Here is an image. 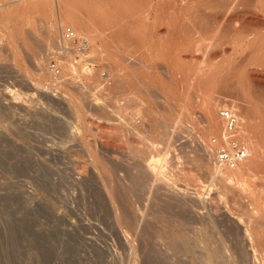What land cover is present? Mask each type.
<instances>
[{
    "label": "rangeland",
    "instance_id": "374dc122",
    "mask_svg": "<svg viewBox=\"0 0 264 264\" xmlns=\"http://www.w3.org/2000/svg\"><path fill=\"white\" fill-rule=\"evenodd\" d=\"M191 1H193V0H191ZM234 1L235 0H233V2H232V0H223V1L219 0L217 2V3L220 2L219 3V9H220L219 11L220 12L218 11L219 14L217 15L218 16L217 18L220 21V25L223 26V27L220 26L221 27L220 28L221 33H226L227 31L228 32L231 31L230 33H233L232 29H234V30L236 29L237 32H239L243 29L244 30H246V29L247 30L257 29L258 30L260 28L259 26L262 27V25H263V27L260 28V31L258 30L256 32H260L261 34L264 33V14H262V12L260 10L256 9L255 1L254 0H238L235 6H234ZM211 2H212L211 0H209L208 2L206 0L204 2V5L206 7L204 5L203 6L205 8L203 9V7H202L203 12L201 9L203 16L205 17V19H207L206 20V23H207L206 28H207V26L212 24V20H211L212 19L211 18L212 17V10L209 9L210 6L212 7V5H213V3H211ZM190 4H191L190 5L191 11H195L193 9H196L195 8V6L197 7L196 3H194V1H193ZM207 5L209 6V8ZM220 5H221V7H220ZM230 5H231V7L229 8ZM206 9H208L209 11L208 10H207L208 12L205 11ZM226 9H227V12L225 11ZM166 10H164L165 11L164 13H166ZM231 10L235 11V12L232 13ZM10 13H9V18L12 19L13 17L11 18V16H14L17 12L11 13V14ZM226 13H227V15H226ZM260 13L262 14V16ZM258 14H260V15H258ZM16 15L18 16V14H16ZM28 16H29V18H28ZM208 16H210V17H208ZM228 16H230V17H228ZM24 17L26 18V20L31 19V16L29 14L27 15V13L24 15ZM258 17H260V18H258ZM209 19L211 20L210 21L211 23H209ZM232 19L234 20V23H233ZM240 19H241V21H240ZM222 20H224V21H222ZM242 20H243V22H242ZM9 23L10 22H5V24H7V25H5L4 23L0 22V31L2 30L0 32V34H1L0 39L3 40V41L0 40V52H2L1 53L2 55L8 54L7 49H6L7 47H5L6 43H5L4 37H1V36H3V34L6 32L7 29L11 28L10 26H8ZM243 24L245 25V27ZM246 24H248V25H246ZM255 24H257V25L255 26ZM259 24H261V25H259ZM241 25H242V27H241ZM7 26H8V28H7ZM249 26H250V28H249ZM209 28H207V29H209ZM48 30H49V27L44 26L43 24H42V28H41V26L39 27V31L42 32V34H43L42 36L45 37V41L47 38L46 37L47 34H45V33H48ZM163 30L165 31V28H163V27H161V29H160V27L157 28V30L154 32V36L152 37L154 41H157L158 39H162V37L164 39L165 36L163 34L164 33ZM226 35H227V33H226ZM226 35L224 34V36H226ZM254 35H255V37L257 36V34L253 33L252 35H250V37L253 38ZM70 36L74 37L72 35H70ZM44 37L42 38V40H44ZM168 41H169V43H172V42H173V44L175 43L174 41H172V39L171 40L169 39ZM224 44L225 45H223V46H225V48L222 46L224 49L222 47H220V49H222V51H220V49H219V51L221 52V53H219L220 54L219 59L221 62L220 64H222L221 67L224 66V67H222L223 68L222 70L225 69L224 70L225 72L224 71H222V72L224 74H226V72L230 68V66L232 68L237 67V68H234V70L239 69V70H236V71H238L237 74L243 73L241 75V76H243V79H245L247 76H252V75H253L252 77L256 76L255 79L257 78V81H259L260 84H262L261 86L263 87V91H264V86H263L264 85V70L261 71V69L255 68L257 72L254 73L255 72V70H253L254 66L250 65V67L248 66L245 68V65H244V67H243L242 65L245 62L242 60H245V58L248 54L247 51H245L244 48L242 50L241 49L240 50H233V48H231L232 46L230 44H228V42L227 43L224 42ZM15 45H16V47H18V49L20 48L18 46L19 42H18V44L15 43ZM225 50L227 52H225ZM21 51H22V49L20 48V53H22L23 57L24 56L26 57V60H25V57L23 58L24 65L28 68H30V65H31L30 69H32L33 71L38 70V71H36V74L34 73V76L36 75L34 77L35 81H38L40 78V77H38V74H37L38 72H39V76H41V73H40L41 67H43L42 70L47 69V68L53 69V68L57 67V68H55L56 71L60 72V70L62 71V68L64 66V63H65L64 61H66V59H67V58L58 59V58L53 57L50 59L45 58V60L48 59V61H44L42 58L38 61V65L36 64V66H34L35 63L33 61H31L29 58H27L25 53H23V51L22 52ZM243 51L246 52V55L244 54ZM223 52H225V54ZM195 54H197V53H195ZM176 55L177 54H174L173 57H175ZM193 55H194V52H193ZM193 55H191V54L189 55L187 53L186 56H188L187 58L191 57L190 58V60L192 59L191 62H195V64H196L200 59L197 56L198 54L194 55V56ZM195 56H197V58H198L197 62L195 60L196 59ZM6 58H8V57L4 56L2 59L0 57V92H1L0 103H2V104H0V264H200V263L201 264H233V263L234 264H262L264 262V259H263L264 254H262V252L260 251L261 249H264V218L261 217V214H263V212L261 210H263V208H261V206L260 207L257 206L261 199L264 200L263 198H261L262 196L264 197V194L261 191L264 188H260V187H263L264 185L259 183L260 180L258 178H256L259 180L258 182H257V180H255V178L252 179L253 177H255V176H252V174H251V176H247L248 174H246L247 177L243 176L245 181H247V182L249 181L248 182L249 188H253L252 189L253 191L245 194L242 192V190H240V189L237 190L238 185H237L236 181H233L231 184H229V183H226L222 180V177H221L220 173L218 172L216 166L213 165V164H215L213 159L209 160L211 158L208 159V157L207 158L204 157V159H207V161L202 159L205 161L204 162L201 160V157L199 158V156H197V154L193 153L191 155L190 153L192 150H194V148L191 150H190V148L188 149L189 153L187 154V157L191 156L190 158L188 157L186 159L188 161V163L185 160V162L187 163V165L185 167L186 172H188V169H189L190 173H188V174H190V176H192V177L195 176L193 178H191L189 175H188V177H183L182 175L180 176L179 173H177L179 171L176 169H174V171H172L169 167H167L169 165V162H168V164L166 163L167 165L165 163H162V164H160V166H161L160 169H162V167L164 169V165H165V168L167 167L171 170V171L167 170L168 171V173H167V172H165L166 170L164 169V170H162V172H164L167 179L169 178L168 176H170V175L172 177L170 176V178L168 180H166V182H162L163 179H161L162 184L160 185V183H159L156 185V183H155V185L151 189L145 180L139 181V180L135 179L134 177L130 176L131 175L130 173L132 170H130V172L127 171L128 169L132 168L131 165L134 164L133 162H137V158H139L138 161L142 160V156H141L142 154L141 153H143V155L146 157L148 156L146 154L150 153L148 158L153 156V154L155 156L158 155L159 158L162 157L164 153L160 149H163L165 147V144L167 143V139H165V138H167V136H169L167 134L170 132L169 134L171 135V132L173 133V132H176V130L178 131V129H175L176 128L175 125H177V123H179V125H181L182 122H184V123L186 122V124L188 126H190L188 128V126L186 124L182 123L184 126L186 125V129H185V127H183V128H184V130L187 131L186 132L187 135H185V133H184V136H185L186 140L187 139L189 140V141L187 140L188 146L192 145L194 147L196 146V148H197L198 144L200 143V142H198V144H197V140L201 141V140H203L204 137H206L204 135H206L208 133L204 132L205 131L204 130L205 123L204 122L202 123V121H204V120L201 118V114L199 112L197 113L198 110H197V107L195 106V105H198L197 101H196L197 99L190 100L191 93H189L188 91H184V90H187V88H186L187 86L184 85L185 89L183 88V90L181 91V89H182L181 87H183L182 84H180V86L178 84L176 87L178 88V86H179V89H177L175 87L176 84L170 85L171 82L170 83L168 82L169 84L166 83L168 80H165L166 82L164 81L166 76L163 77V75H165L163 68L161 67L162 68V69L160 68L161 70L158 68V70L161 72H158V70H157L158 73L155 72V74H156L157 80L158 81L160 80L159 83L161 82V84L158 83L159 88H161V91H164V92L169 91L168 93L172 92V94L171 93L168 94V96H169L168 101H170V102L166 101V99H164V98L161 99V97H159L161 101L158 98V100H156V101L152 100V102L153 101L154 102L160 101L159 103L165 104L164 105L165 107L162 104H160L163 106V108L168 109V107L172 106L171 107L172 109H168V111L171 110L168 113L165 109L163 110L162 106H161V109L163 110V112L161 110L158 111L160 109V106L157 105V107H156V105H155L156 103L154 104V102L153 103L151 102V105H152L151 108H152V110L154 109L156 111L158 118H156V114L154 112L153 113L155 115L153 114V116L156 119H158L159 121H164L163 114L165 113L167 116L166 118L171 117L172 118V119H170L171 121H173V120L176 121V123H175V121H174V123L172 122V124H175V125H173L172 127H168L167 129H170V131L168 130L169 131L168 132L167 130H164V127H163V129L162 128L160 129V127L164 126V125L157 126V124H161V123L154 120L155 132L157 134V135H155V138H154L155 132H154V134L151 133L152 132V131H150L151 129L147 126L146 127L145 126L139 127V128L138 127L135 128L134 126H129L130 129L128 128L129 130H127V131H129V132H127L125 130L126 128H123L122 127L123 125L120 124L121 122H119V121L117 122V120H115L117 123L114 124L115 121L114 122L113 121H110V122L107 121V123L104 122V124H106L105 126L109 125L108 126L109 128L120 129V130H117V134H118L117 136L119 139L116 142L110 138L109 139L101 138L99 140V138H97L98 133H99L97 131L98 130L97 126H99V124H98V121H96L97 119H95L96 117L93 118L94 117L93 115L86 114L87 116H85V117L88 120V125L86 124V126L85 125L82 126L81 124L74 122L70 118V117H72V115H70L69 112H65V111L62 112V110H59V109L56 111L55 108H50V107L45 108V105H43V101H42V91H41V93L40 92L37 93L38 91L36 92V90L34 89V91L32 90V93H31V89L26 90V89L22 88V86L14 80V79H16V74H17L16 70L17 69L14 71L15 68H14V65L12 64V61H10L9 59H6ZM235 58H236V62H234ZM56 60H58V61H56ZM67 60L68 61H66L65 65L70 64L69 63L70 60H71V63H73L72 65H75L78 63V59L68 58ZM40 61L42 63H44L45 65L41 64ZM230 61L233 64L234 63H236V64H234V66H233V64H231ZM60 62H62V63L59 64ZM241 62L243 64H241ZM98 63H97L98 65L95 64V66H97L96 68L100 69L103 66V65L101 66L100 64H105L106 62L99 61ZM227 63H228V65H227ZM27 64H28V66H27ZM195 64L191 63L190 68L192 65H195ZM58 65H60V66H58ZM70 66H71V64H70ZM86 67H88V66H86ZM188 67H189V65H188ZM240 67L241 68L243 67V68L241 69ZM12 68H14V69H12ZM192 68H194V66H192ZM257 73H259L260 75ZM224 74H222V75L224 76ZM95 75L96 74L93 73L91 75V77L93 78V76H95ZM241 76H240V78H241ZM223 79H225V78L223 77ZM40 81L42 83V79L39 80V82ZM178 83H180V82H178ZM186 83L187 82H183V84H186ZM165 84H167L168 88H169V86H171L172 88L170 87V89H168V90L166 88V90H165L164 87H166V86L162 87ZM224 84L226 85L225 87L230 86L232 93H234L235 95H236V93L239 94L240 90H238V92H236L237 91L236 89H238L237 87L235 88V92H233L234 89H232V87L234 88V86H236V85L232 84L233 86L231 87V84L228 85V82H227V84L226 83H224ZM19 86H20V88H19ZM21 89L22 90L24 89L26 91L23 92ZM176 89H177V91H181V92L184 91L185 94L184 93L180 94L181 92H179V94H178ZM227 89L225 88V91L230 92L229 88H227ZM187 93L189 96H187ZM21 94L23 95V97H24V95L25 96L27 95V97H24L25 98L24 99ZM175 94H177V96ZM261 94L263 95L264 92ZM142 96H145V95L142 94ZM186 96L189 97V99ZM181 97H184V98L182 99ZM263 97H264V95H263ZM143 98H142V100L144 102L143 104L145 107L148 105V101L150 102L151 100H148V98H146V96ZM178 98H179V100H178ZM180 98L182 99V104H179V102L181 103ZM191 98H193V95ZM17 99L20 101V103H18L19 101ZM23 99L25 100V102L26 101H29V102L25 103ZM32 99H34V101H32ZM150 99H154V98H150ZM185 99L187 101H189V100L190 101L189 102L184 101ZM263 99L264 98H261V100H263ZM162 100L163 101L165 100V101L162 102ZM193 100H194L193 106L196 107V108L194 107V109H193V106H191L193 104L191 101H193ZM251 100H252V98H251ZM253 100H254V98H253ZM253 100H252V102H253ZM254 102H256V99L254 100ZM169 103H172V104L174 103L173 104L174 107L172 104L169 105ZM189 103H191V104H189ZM260 103H264V101H262V102L260 101ZM42 105L44 106L43 109H42ZM4 106H6V107H4ZM182 106H183V108H182ZM157 108H159V109L157 110ZM173 108H176V109L178 108V110H174ZM180 108L183 110H180ZM198 109H199V107H198ZM173 110L175 111V113ZM185 110L187 111V114H186ZM184 111H185V113H184ZM195 111H196V113H195ZM180 112H182V114H180ZM262 112L264 113V111H262ZM160 114H162V115L160 116ZM165 114H164V116H165ZM171 114H173V116ZM259 114H262V113L259 112ZM123 115L121 113L122 118L124 117ZM182 115L183 116L189 115L190 117L184 116V119H183L181 117ZM66 116H67V119H66ZM199 116H200V118H199ZM135 117L140 118L139 116L138 117L135 116ZM179 117H181L182 119ZM59 118H61L62 120ZM188 118H189V121L190 120L192 121V122L190 121L191 123H189V124L187 121ZM179 119H180V121H179ZM167 120H169V119H167ZM109 123H113V124H109ZM162 124H164V122ZM196 124L199 126H197ZM63 126H64V128H63ZM72 126L74 129H72ZM143 128H144V130H143ZM191 128H193V129H191ZM159 129L162 132V134L165 135L164 136L165 138L161 134H159V132H160ZM200 129H203V130H200ZM131 130H133V131H131ZM163 130L165 131V133H167V132L168 133L164 134ZM123 131H124V133H123ZM142 131H143V133H142ZM118 132H120V133H118ZM135 132L137 134H135ZM146 134L148 135V137H146L147 136ZM134 135H135V138H134ZM138 135H140V136H138ZM160 135H161V137L159 138ZM156 136H158V137H156ZM207 137H209V136H207ZM211 137L209 139L215 138L214 136H211ZM149 138L151 140H149ZM79 139H81V140H79ZM139 139H140V141H139ZM137 140L141 143L136 142ZM156 140L159 141L158 142L159 144L156 142ZM164 140H165V142H164ZM154 142H155V144L157 143L161 148L157 144L154 145ZM163 142H164V144H163ZM189 142H191V143L193 142V143L192 144L190 143V145H189ZM243 142L246 143V141H244V139H243L242 143ZM127 143L128 144L130 143L133 145L135 143V145L138 144L136 146V148L137 147L138 148L142 147V148H140V150L138 148L136 149V150L140 151L136 155L135 153L130 152V150H133L134 148L132 145H131L132 147L130 146V148H129V145ZM144 143H145V146H144ZM151 144H152V147H151ZM162 145H163V148H162ZM192 146H191V148H192ZM87 147H89L91 149L93 148L95 150L98 149L99 153L102 151L100 154H102L103 159H107L106 161L111 160L110 162L113 164H116V166L118 164V166L120 168L123 167V169H120L119 167L116 168V170H115L116 172L114 175V176H116V179L114 180V178H115L114 176H113L114 178L111 177L110 183H111L112 187L114 186L113 188L115 190H119L121 193V194L118 193L120 196L119 197L117 196L118 198H116L118 200L116 202L118 204L120 203L119 206H125L126 204H127L126 206H128V207L130 206V208H128L126 206L120 207L122 210L123 209L124 210L118 211L119 213H120V211L125 212V213H127V215H130L129 217H132L131 218L132 220L127 219V221H129V222H127L128 223L127 225L129 226L128 228H126L127 225H124L123 226L124 228L123 227L120 228V230L124 229V230H126V232L124 230L120 231L113 224L114 223L112 221L113 219L110 218L111 217V210L109 208H107V205H105L102 198H100L101 197L100 194H102L101 193L102 192L101 191V189H102L101 185H102V183H106V180L104 178L103 179L100 178L101 176L98 178L97 175L92 173V172L91 173L89 172L87 174H83V173L80 174V173H77L76 171L73 170V167L77 166V165L80 167L81 166L84 167V165H85L84 168L91 167L90 162H88L89 160L87 159V157L83 153L84 151H86V149H89ZM125 147L127 148V150ZM149 148H150V152H149ZM147 150L149 153L147 152ZM160 151L162 153L161 155L159 154ZM129 153H131V154H129ZM106 154H107V158H106ZM134 155L137 156L136 159L133 158ZM196 156H197V158H196ZM58 157H59V159H58ZM63 158H65L67 160H65ZM114 160H116L117 162H112ZM261 163L264 164V160ZM61 165L62 166L64 165V166L62 167ZM189 165H191V166H189ZM200 165H204L205 167L201 166V168H200ZM210 165H211V167H210ZM128 166H129V168H128ZM126 167H127V169H126ZM87 169L90 170V168H87ZM202 169H203V171H202ZM211 169L213 172H210ZM263 169H262V171H263ZM200 171H202V172H200ZM215 171H217V172H215ZM262 171L260 173L264 174V171H263V173H262ZM63 172H64V174H63ZM175 172L178 175H172ZM217 173L220 175L219 176L220 179L217 178V176H218V175H216ZM124 174H125V176H123ZM205 174L208 178L205 176ZM162 176H164V175H162ZM162 176H161V178H162ZM176 176H180V177H176ZM259 176H260V174H259ZM201 177H203V178H201ZM249 177H250V179H249ZM180 178H183V179L185 178V179L183 180ZM216 178L218 180H220V182H218V180ZM164 179H165V177H164ZM171 179L174 181H172ZM194 179H195V182L193 183V181H191V180H194ZM214 179L216 180V182ZM254 180H255V182L253 183V186H251L252 185L251 181H254ZM122 181H123V183H122ZM163 181H165V180H163ZM210 181H211V183H210ZM115 183H118V184H115ZM217 183H219V184H217ZM255 183H257V184H255ZM133 184H134V186H132ZM175 184L177 187L175 186ZM221 184H223V185H221ZM227 184H229L230 187ZM235 184L237 187L235 186ZM143 185L146 187H144ZM172 185H174V186H172ZM258 185H259V187H258ZM220 186H221V188H220ZM131 187L132 188L134 187V188L132 189ZM162 187L164 188V190ZM169 187H170V189L168 190ZM222 187H224V188H222ZM231 187H232L233 191L231 190ZM160 188L162 189V191ZM124 189H126V190H124ZM130 189H132V190L129 191ZM157 189H159V191ZM174 190L176 192L179 191L178 193L181 192V194L184 195L186 197V199L182 198L181 197L182 195L179 198L178 197L179 195H176L177 193H174L175 192ZM93 191L95 192L96 195L94 194ZM122 191L125 192L126 194L125 193H124L125 195L122 194L123 193ZM182 191H183V193H182ZM161 192L163 194H161ZM252 192H253V195H252ZM149 193H151V194H149ZM223 193H225V194H223ZM228 193H229V195H228ZM173 194L175 195V198L173 197L174 196ZM90 195H91V197H90ZM131 195H132V198H131ZM142 195H144V196H142ZM168 197H169V199H168ZM170 198H171V200H170ZM198 198H199V200H198ZM175 199H177L180 203H178L177 200L175 201ZM180 199L183 200V203L186 205H184L183 203L181 204L182 201ZM234 200H236V201H234ZM122 201H123V203H122ZM132 201H134V202L132 203ZM192 202H194V204ZM200 202H202V203H200ZM117 203L115 205H116V207H119ZM157 204H158L159 208L157 207ZM242 204H243V206H242ZM162 205H164L163 207H165V209H163V210H162V208H163ZM153 206H154V208H153ZM177 206H179V207H177ZM199 206L201 208H199ZM244 207H246V209ZM78 208H79V211H78ZM88 208L89 209L91 208V209L89 210ZM167 208H169V209L167 210ZM117 209H119V208H117ZM109 210H110V213H109ZM128 210H129V212H128ZM238 212H240V213H238ZM252 212H253V214H252ZM259 213H261V214H259ZM131 214H133V215H131ZM257 214H258V216H256ZM165 215H166V217H165ZM250 215L251 216L253 215V217H255V218L251 217ZM124 216H126V214ZM141 216H145L146 219L144 218L143 221L139 223L138 218H140ZM259 216H260V218H259ZM236 217H238V218H236ZM126 218H127V216H126ZM252 219H255V220H252ZM145 220L146 221L149 220V222H146ZM170 221H172L171 224H170ZM129 223L132 226H134L133 230L130 229L131 232L129 230H127L131 227V225H129ZM254 225H255V227H254ZM249 227L250 228L252 227V228L250 229ZM181 228L182 229L184 228V229L182 230ZM119 231H120V233H119ZM122 231L124 234L122 233ZM159 232H162V233H159ZM205 232H207V233H205ZM246 232H247V234H246ZM125 233H126V235H125ZM164 234L166 235V237ZM253 234H257V236L256 235L252 236ZM127 235L130 236V238L132 240H130L129 237H126ZM144 235H146V236H144ZM217 237H218V240H217ZM122 238H124V239H122ZM139 238H141V239H139ZM174 238H176L175 239L176 241L174 240ZM161 239H163V240H161ZM256 239L258 241H255ZM126 240H128V241L130 240V243L129 242L127 243ZM194 244L195 245L197 244V245L195 246ZM215 244H216V246H214ZM236 246H238V247H236ZM215 248H217L219 251L216 250ZM211 249H213V251L215 249V252H213ZM234 249H236V250H234ZM249 249H251V250L248 251ZM133 251H134V253H133ZM215 254L216 255L218 254L217 257H215L216 256ZM214 257H215V259H214ZM262 260H263V262H262Z\"/></svg>",
    "mask_w": 264,
    "mask_h": 264
},
{
    "label": "bare ground",
    "instance_id": "6f19581e",
    "mask_svg": "<svg viewBox=\"0 0 264 264\" xmlns=\"http://www.w3.org/2000/svg\"><path fill=\"white\" fill-rule=\"evenodd\" d=\"M193 1L197 5V7L195 6L196 9H193L195 11H191V9H190V5H191L190 3ZM193 1H191V0H0V22H2L4 24H5V22H10L8 26L11 27V28L9 27L10 29H7L8 28V26H7L6 32L4 31L5 33L3 34V36H1V37H4L6 45L4 43L3 44L5 45V47H7L6 49H7L8 54L2 55L1 54L2 52H0V55H1L0 57L2 59L4 56L5 57L7 56L8 58H6V59H9L10 61H12V64L14 65V68H15V69L14 68H12V69H14V71L17 69L16 70L17 71L16 79H14V80L17 83H19L22 86V88H24L26 90L31 89V93H32V90L34 91V89L36 90V92L38 91L37 93H39V92L41 93V91H42V101H43V105H45V108L50 107V108H55L56 111L59 109V110H62V112L63 111L69 112L70 115H72V117H70V118L74 122L81 124L82 126L83 125L86 126V124L88 125V120L86 119L85 116H87L86 114H91L94 116L93 118L96 117L95 119H97L96 121H98V124H99V126H97L98 127L97 131L99 132L98 133L99 137L97 136V138H99V140L101 138H107V139L110 138L115 142L118 141V139H119L117 136L118 135L117 130H120V129L109 128L108 127L109 125L105 126L106 124H104V122L105 123H107V121H109V122L113 121L114 122L115 120H117V122L118 121L121 122L120 124L123 125L122 126L123 128H126L125 129L126 131L130 129L129 126H134L135 128L147 126L151 129L150 131H152L151 133H153V134L155 132L154 120L161 123V124H157V126L164 125V126H161L160 129L161 128L163 129V127H164V130H167V131L168 130L170 131V129H167L168 127H172L173 125H175V124H172V122L174 123L175 120L171 121L170 120V119H172L171 117L166 118L167 116L165 113H164L165 116L163 114L164 118L162 117L164 119V121H159L158 119H156V118H158L156 111L154 109H153L154 110L153 111L151 108L152 100L156 101V100H158L159 97H161V99L164 98V99H166V101H168V99H169L168 94H170V93L172 94V92L168 93L169 91L168 92L161 91V88H159L158 83L160 80L159 81L157 80L155 72L156 73L161 72L158 70V68L160 69L162 67L164 74H165V75H163V77L166 76L164 81L168 80L167 82L165 81L166 83L171 82L170 85L176 84L175 87L178 84H179V86H180V84H182L183 87H181L182 89L180 88L181 91L183 90V88L185 89L184 85L187 86L186 87L187 90H184V91H188L189 93H191V95H190L191 97L193 95V98L190 97V100L197 99L196 101H197L198 105H195V106L197 107L198 111L197 110L196 111H197V113L199 112L201 114V118L204 120V121H202L200 119L202 121V123L203 122L205 123V128H204L205 131L204 132H207L209 135L208 134L204 135L206 137H204L203 140H201V141L197 140V144H198V142H200L198 144L197 148H196V146L194 147L192 145H191L192 146V148H191V146H188V142H187L188 139L186 140L185 136H184V133H185V135H187L186 134L187 131L184 130V128H183V127H185V129H186V125H187L186 122L185 123L182 122L183 124H186L185 126L182 123H181V125H179V123H177V125H175V127H176L175 129H178V131L176 130V132H173V133L171 132V135L169 134L170 133L169 131H168L169 133L166 131L168 133L167 134L163 130L164 134L169 135V136L166 135L167 138L164 137L165 135H163L159 129V131L161 132V133L159 132V134H161L165 139H167V143L165 144L164 148L162 145L163 149H160L161 147L158 145L159 141L156 140V142L158 143V144L157 143L156 144L160 147L159 149L161 151H163V153H164L163 156L159 158L158 155L155 156L153 154L154 157L151 156L148 158V156L150 154L149 153L150 148H149V152L147 150V152L149 154H146L148 156L146 157L143 155V153H141L142 154L141 155L142 160L141 161L139 160L140 161L139 162L138 161L139 158H137V162H133L134 164L131 165L132 168L127 170L129 172H130V170H132L130 173L131 174L130 176L134 177L135 179H137L139 181L145 180L151 189L155 185V183H156V185L159 183L161 185L162 184L161 179L165 180V181L162 180V182H166V180H168L170 178L171 175L168 176L169 178L167 179L164 172H162V170H164V169L166 170L165 172H167V173H168V171H171V170L174 171V169H176L179 171L177 173H179L180 176L182 175L183 177H188V175L190 176V174H188V173H190L189 169H188V172H186V169H185V167L188 163V161L186 159L189 157V156L187 157V154L189 153L188 149L190 148V150H191L194 148V150H192L193 152L191 151V153H190L191 155L193 153L197 154V156H199V158L201 157V160L204 159V157H206V158L208 157V159L211 158L209 160L213 159L214 163H215L213 165L216 166L218 172L220 173V175L222 177V180L226 183H229V184H231L233 181H236V183L238 185L237 190L240 189V190H242L243 193L246 194L248 192L253 191L252 190L253 188H249V185H248L249 181L247 182L243 178V176H246V174H248L247 176H251V174H252V176H255L252 179L255 178V180H257V182L260 180L259 183L264 185V174L260 173L262 171V169L264 168L263 167L264 164L261 163L264 160V113L262 112V111H264V103H260V101L261 102L264 101V99L261 100V98H264L263 97L264 94L263 95L261 94L264 91H263V87L261 86L262 84H260V82L257 81V78L255 79L256 76H254V77H252L253 75L247 76L245 79H243V76H241L243 73L240 71L242 74H240V73L237 74L238 71H236V70H239V69L234 70V68H237V67L232 68L230 66V68L228 70L226 69L227 70L226 74H224L222 71H224L225 69L222 70L223 69L222 67H224V66L221 67L222 64H220L221 62L219 59V55H220L219 53H221L220 51H222V49H220V47L225 45L224 42H226V43L228 42V44H230L232 46L231 47L229 45L231 48H233V50H240V49L242 50L244 48L248 54H247L245 60L241 59L242 61L245 62L244 64L241 62V64H243L242 66L244 67V65H245V68L248 66L250 67V65L254 66V69H253V70H255L254 73L257 72L256 69H261V71H263L264 70V33L261 34L260 32H256L258 30L260 31V28H262L263 25L261 27V26H259L261 24H259L258 26L260 28L257 26L259 28L258 30L257 29H254V30L249 29L250 30L249 31L247 29L244 30L242 28L243 30L237 32L236 29H235L236 31L234 29H232L233 33H230L231 31L228 32L226 30L227 35L229 34L227 36L226 33H221V30H220L221 27L220 26H222V25H220V21L217 18L218 17L217 15L219 14L218 11L220 10L219 9V3L220 2L217 3L219 0L218 1L217 0H211L212 1L211 3H213V5L211 7L208 4L210 6V8L207 5L208 8L210 10H212V17H211L212 19L210 18L212 20V24L207 26V28H209L211 26L209 29L206 28V24H207L206 20L207 19H205V17L202 14L203 9L206 7L204 5V2L206 0L205 1L204 0H193ZM208 1L209 0H207V2ZM237 1L238 0L234 1V6L236 5ZM254 1H255L256 9L260 10L262 12V14H264V0H254ZM232 2H233V0H232ZM231 5L229 6V8L231 7ZM202 7H203V9H202ZM220 7H221V5H220ZM201 9H202V12H201ZM227 9L225 10L226 12H227ZM164 10H166V13H164L165 12ZM207 10L208 9H206L205 11H207ZM9 11L11 13L17 12L16 14H18V16L15 14L14 15L15 17L11 16V18L12 17L13 18L10 19L9 18V13H10ZM233 12H235V11H232V13ZM26 13H27V15L29 14L31 16V19L26 20V18L24 17V15ZM260 14H258V15H260ZM262 14H261V16H262ZM226 15H227V13H226ZM210 16H208V17H210ZM228 17H230V16H228ZM28 18H29V16H28ZM258 18H260V17H258ZM210 19H209V23H211ZM222 21H224V20H222ZM232 21L234 23L233 19H232ZM240 21H241V19H240ZM242 22H243V20H242ZM42 24L44 26L49 27L48 33H45V34H47L46 41H45V37L42 36L43 35L42 32L39 31V27L41 26V28H42ZM257 24H255V26ZM5 25H7V24H5ZM246 25H248V24H246ZM159 27H160V29H161V27L165 28V31L163 30L164 31L163 34L165 37H164V39L162 37V39H158L157 41H154L152 37L154 36V32ZM241 27H242V25H241ZM244 27H245V25H244ZM249 28H250V26H249ZM253 33L257 34L256 37L254 35L255 38L250 37V35H252ZM224 34L226 36H224ZM70 35H72L74 37H71ZM43 37H44V40H42ZM169 39L170 40L172 39V41H174L175 43L174 44H173V42L169 43V41H168ZM0 40H2V39H0ZM18 42H19L18 46L22 49L23 53H25L27 58H29L31 61H33L35 63L34 66H36V64L38 65V61L42 58L44 61H48V59L45 60V58L50 59L53 57L58 58V59H61V58L78 59V63L75 65H72L73 63H71V60H70L69 63L71 64V66H70V64L65 65L66 61H68L66 59V61H64L65 63H64V66L62 68V71L59 69L60 72L56 71L55 68H57V67H55V66H54L55 68H53V69L47 68V69H43V70H42L43 67H41V72H40L41 76H39V72L37 74H38V77H40L39 80L42 79V83H41V81L39 82V80L35 81L34 77L36 75L34 76V73L36 74V71H38V70L33 71L32 69H30L31 65H30V68H28L24 65L23 58L25 56L23 57L22 53H20V48L18 49V47H16V45H15V43L18 44ZM223 47L225 48V46H223ZM219 49H220V51H219ZM193 52H194V55L198 54L197 56L200 59L198 61L197 56H195L196 62L198 61L196 64H195V62H191V60H192V59L190 60L191 57L187 58L188 56H186L187 53L189 55L190 54L193 55ZM225 52H227V51L225 50ZM225 52H223V53L225 54ZM195 53H197V54H195ZM174 54H177L175 56L176 58L173 57ZM244 54L246 55V52H244ZM25 60H26V57H25ZM56 61H58V60H56ZM99 61L106 62L105 64H100L101 66L103 65L102 67L99 65L101 67L100 69L96 68L97 66H95V64H97ZM234 62H236V58H235ZM61 63L62 62H60L59 64H61ZM191 63L195 64V65H192V66H194V68H192V66L190 68ZM41 64H44V63L41 62ZM231 64H233V63L231 62ZM234 64H236V63H234ZM234 64H233V66H234ZM188 65H189V67H188ZM227 65H228V63H227ZM27 66H28V64H27ZM58 66H60V65H58ZM86 66H88V67H86ZM157 70H158V72H157ZM93 73L96 75L93 76V78H92L91 75ZM259 73H257V74H259ZM222 74H224V76ZM222 76L225 79H223ZM240 76H241V78H240ZM178 82H180V83H178ZM183 82H187V83L183 84ZM227 82H228V85L231 84V87L233 86L232 84L236 85V86H234V88L232 87V89H234L233 92H235V88L237 87L238 89H236L237 90L236 92H238V90H240L239 94L236 93V95H235L234 93H232L230 86L225 87L226 85L224 83L227 84ZM159 84H161V82ZM164 86H166V87H164ZM179 86H178V88L177 87L176 88L179 89ZM162 87H164L165 90H166V88L168 90V89H170L171 86H169V88H168L167 84H165ZM19 88H20V86H19ZM225 88L226 89L229 88L230 92L225 91ZM24 89L23 90L21 89V90L24 92V91H26ZM177 89H176V91H177ZM181 91H177L178 94ZM184 91L181 92L180 94L184 93ZM0 94H1V92H0ZM142 94H144L146 96V98H148V100H151L150 102L148 101V105L145 107L143 104L144 102L142 100V98L145 96H142ZM175 95L177 96V94H175ZM187 96H189L188 93H187ZM22 97H23V95H22ZM24 97H27V95L26 96L24 95ZM150 98H154V99H150ZM181 98L183 99L184 97H181ZM187 98L189 99V97H187ZM251 98H252V100H253V98H254V100L256 99V102H254V100L252 102ZM182 99L180 100L181 103L179 102V104H182ZM186 99L184 101L188 100V99L187 100ZM159 100H160V98H159ZM178 100H179V98H178ZM32 101H34V99H32ZM164 101L162 100V102H164ZM189 101H187V102H189ZM24 102H25V100H24ZM28 102L29 101H26L25 103H28ZM157 102H154V104L156 103L155 104L156 107H157V105L160 106V109L157 108V110L159 109L158 111L161 110L163 112V110L165 109V108H163V106L165 104H162L159 102H158L159 103L158 104ZM168 102H170V101H168ZM191 102L193 103L194 100ZM18 103H20V101ZM0 104H2V103H0ZM160 104H162L163 106ZM170 104H172V103H169V105ZM189 104H191V103H189ZM43 105H42V109L44 107ZM193 105H194V103L191 106H193ZM161 106H162L163 110L161 109ZM183 106H182V108H183ZM195 106H193V109ZM4 107H6V106H4ZM171 107H168V109H172ZM173 107H174V105H173ZM198 107H199V109H198ZM168 109H165V110L169 113L171 110L168 111ZM173 109L178 110V108L177 109L173 108ZM180 110H183V109L180 108ZM185 111H184V113H185ZM196 111H195V113H196ZM153 112L156 114V118L153 116V114H154ZM259 112L262 114H259ZM121 113H122V115L124 114L123 118L121 117ZM174 113H175V111H174ZM180 114H182V112H180ZM186 114H187V111H186ZM161 115L162 114H160V116ZM171 115L173 116V114H171ZM135 116H137V117L139 116L140 118H136ZM184 116L188 117L189 115H184ZM184 116L182 115L181 117L184 119ZM181 117H179V118H181ZM199 118H200V116H199ZM59 119H61V118H59ZM66 119H67V116H66ZM167 119H169V120H167ZM179 121H180V119H179ZM187 121H188V124L192 122L191 120H190L191 122L189 121V118ZM117 122L115 121L114 124H116ZM163 122H164V124H162ZM175 123H176V121H175ZM109 124H113V123H109ZM197 126H199V125H197ZM189 127L190 126H188V128ZM63 128H64V126H63ZM72 129H74L73 126H72ZM191 129H193V128H191ZM143 130H144V128H143ZM200 130H203V129H200ZM124 131H123V133H124ZM131 131H133V130H131ZM127 132H129V131H127ZM118 133H120V132H118ZM142 133H143V131H142ZM135 134H137V133L135 132ZM155 135H157L156 132L154 134V138H155ZM161 135L159 136V138L161 137ZM138 136H140V135H138ZM207 136H209V137H207ZM211 136H214L215 138L209 139ZM146 137H148V135ZM156 137H158V136H156ZM134 138H135V135H134ZM243 139H244V141H246V143L245 142L242 143ZM79 140H81V139H79ZM149 140H151V139L149 138ZM139 141H140V139H139ZM139 141L137 140L136 142H139ZM164 142H165V140H164ZM164 142H163V144H164ZM130 143L129 144L127 143L129 145V148L131 145L134 148L133 150H130V152H133L137 155L140 152V151L136 150L138 148V147L136 148V146L138 144L135 145V143H134V145H133ZM139 143H141V142H139ZM190 143L191 142H189V145H190ZM152 144H151V147H152ZM156 144L154 142V145H156ZM144 146H145V143H144ZM89 147H87V148H89ZM140 148H142V147H140ZM140 148H138V149L140 150ZM236 148H242L244 150V155L240 156V157H236V152H237ZM90 149L91 148L86 149V151H84L83 153L85 154V156L89 160L88 162H90V164H91L90 165L91 167H87V168H90L91 171L88 170L87 168H84L85 165H84V167L83 166L80 167L78 165L74 166L73 170L76 171L77 173H80V174L81 173L87 174L89 172L90 173L92 172V173L96 174L98 178L101 176L100 178H102V179L104 178L106 180V183L101 182L102 185L100 184L102 186V189L100 188L102 191L101 192L102 194H100V196H101L100 198H102L104 204L107 205V208H109L111 210V217L110 218L113 219L112 220L114 222L113 224L120 230V228H122L124 225L128 224L127 222H129V221H127V219L132 220L131 219L132 217H129L130 215H127V213L122 212L124 209L122 210L120 207H125L127 204L125 203L126 204V205L124 204L125 206H119L120 203L118 204L116 202V201H118L116 198H118L120 196L119 194H121V193L119 190H115L113 188L114 186L112 187V185L110 183L111 177H113L115 175V172H116L115 170L119 166H118V164L116 166V164L111 163L110 162L111 160L106 161L107 159H103L102 154H100L102 151L99 153L98 149L97 150H95L93 148L91 150ZM222 149H224V153L227 156L226 161L220 160L219 151ZM126 150H127V148H126ZM161 151L159 152L160 155L162 154ZM129 154H131V153H129ZM197 156H196V158H197ZM136 157L137 156H135V155L133 156L134 159H136ZM106 158H107V154H106ZM58 159H59V157H58ZM63 159H65V158H63ZM65 160H67V159H65ZM185 160L187 163L185 162ZM204 160L207 161V159H204ZM204 160H202V161H204ZM112 162H117V161L114 160ZM168 162H169V165L167 167H169L171 170L167 167H166L167 168L166 169L164 164H163L164 169H163V167H162V169H160V167H161L160 164H162V163L168 164ZM231 163H234V164L231 165ZM189 166H191V165H189ZM201 166H204V165H200V168H201ZM210 167H211V165H210ZM128 168H129V166H128ZM120 169H123V167ZM126 169H127V167H126ZM202 171H203V169H202ZM202 171H200V172H202ZM263 171H264V169H263ZM263 171H262V173H263ZM210 172H213L212 169ZM215 172H217V171H215ZM177 173L175 172L172 175H178ZM63 174H64V172H63ZM259 174H260V176H259ZM162 175H164V176H162ZM216 175H218L217 178L220 179V177H219L220 175L218 173ZM123 176H125V174ZM161 176H162V178H161ZM180 176H176V177H180ZM205 176H206V174H205ZM114 177L113 178L115 180L116 176H114ZM164 177H165V179H164ZM190 177L193 178L195 176H193V177L190 176ZM201 178H203V177H201ZM256 178H258L259 180ZM180 179H183V178H180ZM249 179H250V177H249ZM255 180L251 181L252 182L251 186H253V183L255 182ZM172 181H174V180H172ZM191 181H193V183H194L195 179L191 180ZM211 181H210V183H211ZM215 182H216V180H215ZM218 182H220V180H218ZM122 183H123V181H122ZM115 184H118V183H115ZM134 184L132 186H134ZM217 184H219V183H217ZM229 184H227V185H229ZM255 184H257V183H255ZM221 185H223V184H221ZM259 185H258V187H259ZM172 186H174V185H172ZM175 186H176V184H175ZM235 186H236V184H235ZM144 187H146V186H144ZM229 187H230V185H229ZM220 188H221V186H220ZM222 188H224V187H222ZM260 188H264V186L260 187ZM126 189H124V190H126ZM132 189H130L129 191H131ZM169 189H170V187L168 188V190ZM157 190L159 191V189H157ZM163 190H164V188H163ZM231 190H232V187H231ZM161 191H162V189H161ZM261 191L264 194V189H262ZM178 192L175 191L174 193H177L176 195H179L178 197L180 198V196L182 194H181V192L180 193H178ZM124 193L125 192H123L122 194H124ZM182 193H183V191H182ZM229 193H228V195H229ZM94 194H95V192H94ZM149 194H151V193H149ZM161 194H163V193L161 192ZM223 194H225V193H223ZM252 195H253V192H252ZM142 196H144V195H142ZM183 196L184 195H182L181 197L186 199V197L185 196L183 197ZM90 197H91V195H90ZM169 197H168V199H169ZM173 197L175 198V195ZM131 198H132V195H131ZM261 198L264 199L263 196ZM170 200H171V198H170ZM176 200L177 199H175V201ZM198 200H199V198H198ZM181 201H182L181 202V204H182L183 200H181ZM234 201H236V200H234ZM133 202L134 201H132V203ZM116 203L118 204L119 207H116V205H115ZM122 203H123V201H122ZM178 203H180V202L178 201ZM192 203L194 204V202H192ZM200 203H202V202H200ZM184 205H186V204H184ZM163 206L164 205H162V207ZM242 206H243V204H242ZM257 206L258 207L261 206V208H263V210H261L263 212V214H261V213H259V214H261V217L264 218V200L261 199ZM126 207H128V206H126ZM157 207H158V204H157ZM177 207H179V206H177ZM246 207H244V208L246 209ZM117 208H119V209H117ZM128 208H130V206ZM153 208H154V206H153ZM199 208H201V207L199 206ZM163 209H165V207H163L162 210ZM168 209L169 208H167V210ZM110 210H109V213H110ZM119 210H122V211H120V213H119L118 212ZM78 211H79V208H78ZM128 212H129V210H128ZM238 213H240V212H238ZM125 214H126L127 218H126V216H124ZM252 214H253V212H252ZM131 215H133V214H131ZM256 216H258V214ZM165 217H166V215H165ZM251 217H253V215ZM144 218H145V216H141L140 218H138L139 223L142 222ZM236 218H238V217H236ZM253 218H255V217H253ZM259 218H260V216H259ZM252 220H255V219H252ZM146 222H149V220ZM171 222L172 221H170V224H171ZM129 225H131V224L129 223ZM128 227L129 226L127 225L126 228H128ZM133 227L134 226L131 225V227L127 230H129L131 232V230H133ZM254 227H255V225H254ZM121 230H124V229H121ZM120 231H119V233H120ZM124 231L126 232V230H124ZM122 233H123V231H122ZM159 233H162V232H159ZM205 233H207V232H205ZM246 234H247V232H246ZM125 235H126V233H125ZM254 235L257 236V234H253L252 236H254ZM144 236H146V235H144ZM126 237L130 238V236H128V235ZM165 237H166V235H165ZM122 239H124V238H122ZM139 239H141V238H139ZM175 239L176 238H174V240ZM130 240H132V239L130 238ZM130 240L129 241L126 240L127 243L128 242L130 243ZM161 240H163V239H161ZM217 240H218V237H217ZM255 241H258V240L256 239ZM214 246H216V244ZM236 247H238V246H236ZM215 249L218 250L217 248H215ZM215 249H214V251H213V249H211V250L213 252H215ZM234 250H236V249H234ZM250 250L251 249H249L248 251H250ZM260 251L262 252V254H264V249H261ZM133 253H134V251H133ZM217 255L215 257H217ZM215 257H214V259H215ZM262 262H263V260H262ZM262 264H264V262Z\"/></svg>",
    "mask_w": 264,
    "mask_h": 264
},
{
    "label": "built area",
    "instance_id": "2783aa9c",
    "mask_svg": "<svg viewBox=\"0 0 264 264\" xmlns=\"http://www.w3.org/2000/svg\"><path fill=\"white\" fill-rule=\"evenodd\" d=\"M237 152H236V157H240L244 155V150L242 148H236ZM219 157L221 161H226L227 160V156L224 153V149L219 151ZM234 163H231V165H233Z\"/></svg>",
    "mask_w": 264,
    "mask_h": 264
}]
</instances>
